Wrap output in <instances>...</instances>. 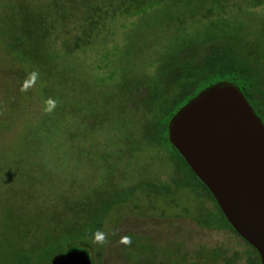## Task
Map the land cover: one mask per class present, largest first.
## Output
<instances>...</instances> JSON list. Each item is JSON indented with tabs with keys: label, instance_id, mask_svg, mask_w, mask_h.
<instances>
[{
	"label": "rangeland",
	"instance_id": "1",
	"mask_svg": "<svg viewBox=\"0 0 264 264\" xmlns=\"http://www.w3.org/2000/svg\"><path fill=\"white\" fill-rule=\"evenodd\" d=\"M49 1L0 0V41L25 47L23 39H34L23 36L27 6ZM77 1L62 0L67 17L60 21L73 35L81 19L75 6L82 0ZM223 4L224 11L216 7L213 18L221 12L233 27L251 34L253 50L264 64V3ZM168 7L135 19H111L106 29L111 35H97L71 54L29 46L35 66L18 63L14 56L22 51L12 56L1 41L0 264H5L8 249L27 246L52 225V218L59 219L67 210L64 198L92 197L93 189L104 182L127 189L148 180L172 188L138 189L134 198L114 208L102 230L90 238L93 264H247L249 246L240 236L229 228H202L189 215L197 195L183 183L185 171L171 157L172 149L118 143L124 116L119 110L124 100L120 83L126 78L134 83L132 77L152 62L157 44L170 37L172 26L160 20ZM64 29L58 33L71 41ZM176 182L183 185L176 188ZM200 201L214 207L209 198ZM135 236L149 247L138 239L133 242ZM202 248L221 249L223 257L207 260L194 254Z\"/></svg>",
	"mask_w": 264,
	"mask_h": 264
},
{
	"label": "trees",
	"instance_id": "2",
	"mask_svg": "<svg viewBox=\"0 0 264 264\" xmlns=\"http://www.w3.org/2000/svg\"><path fill=\"white\" fill-rule=\"evenodd\" d=\"M223 1L82 0L75 6L79 8L81 19L78 20L79 27H76L77 32L73 35L72 30L66 29L64 22L60 21L67 17L62 0H50L41 7L26 8L27 29L23 36L34 38L31 42L23 39L25 43L23 47L21 43L10 42L5 38L1 41L7 44L12 56L14 51H22L21 54L14 56L18 63L25 60L31 64L29 46L34 47V44H38L37 48H59L71 54L92 43L97 35H104V32L111 35L106 30L111 19H135L150 11H156L161 6H169L168 12L160 20H168V26H172L171 34L168 32L170 37L157 44L152 62L132 77L134 83L128 84L127 78L120 83L124 100L119 110L124 116L120 121L122 132L118 135V143L130 144L139 149L142 148V144L172 149L171 157L177 161L179 169L185 171L187 180L183 183L197 195L196 203L188 209L189 215L202 228L219 230L229 228L240 236L222 212L209 188L194 173L169 138V124L173 116L204 89L223 81L238 85L264 121L262 57L253 50L251 34L233 27L231 21L221 15V12L216 14L217 18H213L216 7L224 11ZM242 1L246 6L248 4L260 6L264 3V0ZM238 10L242 11L244 8L238 7ZM233 17L231 16L232 20ZM61 28H65L64 30L70 34L71 41L58 33ZM123 43L124 40L121 45ZM36 60L31 65L35 66ZM28 72L31 75L35 74L32 69ZM140 184L123 189L121 185L104 182L93 189L96 192L92 197L78 194L72 200L64 198L67 210L58 214L59 219L52 218V225L46 227L42 236L35 237L36 239L27 246L20 245L8 249L4 258L5 264H50L55 254L65 251L70 246L90 248V238L102 230L108 214L129 201L128 199L134 198L138 189L169 191L170 187L172 188L170 183L158 185L151 180ZM181 184L176 182V188ZM203 197L211 199L214 207L211 208L200 201ZM131 239L133 242L136 239L142 242L140 236ZM244 241L249 246L246 250L247 264H261L258 251ZM142 243L149 247L148 243ZM185 254L184 252V257ZM194 254L207 260L223 257V251L217 248H202ZM237 258L236 255L235 259Z\"/></svg>",
	"mask_w": 264,
	"mask_h": 264
},
{
	"label": "water",
	"instance_id": "3",
	"mask_svg": "<svg viewBox=\"0 0 264 264\" xmlns=\"http://www.w3.org/2000/svg\"><path fill=\"white\" fill-rule=\"evenodd\" d=\"M169 138L264 264V121L239 86L204 89L173 116ZM50 264L93 260L87 247L73 245Z\"/></svg>",
	"mask_w": 264,
	"mask_h": 264
}]
</instances>
